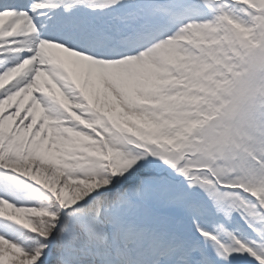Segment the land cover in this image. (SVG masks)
Returning <instances> with one entry per match:
<instances>
[{"label": "snow or ice", "instance_id": "snow-or-ice-1", "mask_svg": "<svg viewBox=\"0 0 264 264\" xmlns=\"http://www.w3.org/2000/svg\"><path fill=\"white\" fill-rule=\"evenodd\" d=\"M0 264H264V0H0Z\"/></svg>", "mask_w": 264, "mask_h": 264}]
</instances>
